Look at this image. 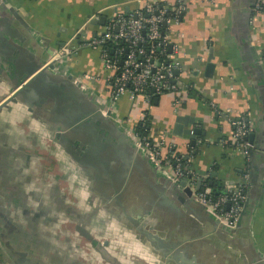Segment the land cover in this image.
Masks as SVG:
<instances>
[{"label": "crops", "instance_id": "crops-1", "mask_svg": "<svg viewBox=\"0 0 264 264\" xmlns=\"http://www.w3.org/2000/svg\"><path fill=\"white\" fill-rule=\"evenodd\" d=\"M158 1L168 7L176 2ZM255 1L189 0L176 21L164 27L172 44L178 48L183 66L181 78L192 85L178 105L174 104L175 96L171 93L160 95L150 103L142 97L124 94L112 108L109 107L99 52L89 47H81L76 54L64 58L69 73L62 77L70 76L71 79L53 78L55 84L49 93L53 94L54 101L44 105L48 111L45 114L47 119L54 118L56 98L64 95L66 113L62 115V121H71L80 113L93 112L95 107H100L103 111L110 110L126 131L148 113V136L152 141L166 138L174 143L179 154L190 152L194 175L202 181L209 179L223 185L240 182L245 165L243 155L232 146L233 128L228 117L247 116L254 133L255 149L249 155L246 184L251 206L241 226L228 232L190 214L182 218L175 216V224L166 229L170 232L157 230L167 253L173 257L165 262L155 248L142 243L132 233L103 221L104 212L99 205L105 199L94 193L89 176L58 147L53 133L51 136L41 130L43 121L40 115L35 116L23 105L15 104L0 113V212L4 215V218L0 215V264H262L264 66L257 62L256 56L260 57L264 49V11L254 10ZM145 2L6 0V12H19L29 25V28L20 26L9 14L12 24L23 34L21 39L13 38L22 57L16 70L21 73L32 71L38 59L52 53L60 43L74 35L77 36L76 42H82L100 32L103 25L90 23V19L125 13V7L134 11L142 8ZM2 14L6 13L0 10ZM208 62L214 64L210 75L205 73ZM8 67L11 70L13 65L8 64ZM3 72H6L5 68ZM76 83L80 84L82 92L74 90ZM9 87L7 79L0 75V101L9 93ZM211 103L215 104L216 111ZM51 106L53 111L49 109ZM179 116L185 119V131L199 129L194 138L173 133L175 119ZM60 122L54 121L56 125H61ZM51 124L49 122L48 126ZM130 137V145L134 146L137 141L132 135ZM133 165V182L139 184L141 190L131 191L127 197L141 202L145 211L153 213L154 208L157 211L162 208L174 214L165 205V200L157 201L162 184L152 165L143 160ZM19 167L24 178L14 180ZM42 176L45 178L43 182ZM14 188H20V191L15 193ZM52 190L56 196L51 211L52 216L57 215V229L51 231L49 241L58 252L45 253L38 247L30 255L9 243L6 225L9 222L19 225L20 214L36 206L34 198H24L26 195H40L41 199L36 200L38 204L49 201ZM56 236L61 238L57 245ZM175 240L181 244L171 246ZM18 241L22 244L26 240L21 236Z\"/></svg>", "mask_w": 264, "mask_h": 264}, {"label": "water", "instance_id": "water-1", "mask_svg": "<svg viewBox=\"0 0 264 264\" xmlns=\"http://www.w3.org/2000/svg\"><path fill=\"white\" fill-rule=\"evenodd\" d=\"M5 3L6 0H0V10L6 13L0 15V55L2 56L0 57V75L7 79L10 90L6 97L0 101V113L12 105L20 104L33 112L35 116L40 115L42 117L41 130L49 135L54 134V140L58 147L87 174L86 176H89L94 193L105 199L104 203L99 205L104 212V222L116 229H124L132 233L142 243L155 248L165 262L171 261L173 257L172 254L167 253L168 249L165 248L157 230L162 231L170 228L172 224H175L173 222L175 216L182 218L190 214L199 219H206L218 230L222 229L228 232L241 226V221L248 215V209L251 206L248 192L243 210L235 226L225 225L193 196V191L200 189L201 180H197L192 189L186 184L185 179L176 181L172 178L168 172L159 168L150 155L141 149L137 143L134 146L130 145L132 140L130 135L120 121L115 119L110 110L103 111L102 108L95 107L93 112L80 113L73 120L64 122L62 115L66 113V100H64V95H60L58 99L56 98L57 102L53 106V108L57 106L54 118L47 119L45 114L48 111L44 105L54 101L53 94L49 93L55 84H53V78L70 80V76L65 79L62 77L63 75L67 77L69 68L65 67L64 58L51 60V53H49L44 58L38 59L32 71L21 73L16 70V66L22 57L19 54L20 48L13 42V38H20L23 34L20 28L12 24L9 14L14 16L20 26L29 28V25L19 12L15 10L6 12ZM128 12L129 7H125V13ZM106 19L107 16L101 15L99 18L90 19V23L104 25ZM63 44L60 43V46ZM44 48L47 50L48 47L45 45ZM171 48L172 45L170 44L168 46L169 52ZM259 59L260 57L256 56L257 62ZM8 64L13 65L11 70ZM3 68L6 69V72H3ZM213 68L214 64L208 62L206 75H210ZM174 73L176 74L178 71H174ZM73 87L74 90L82 92L79 83ZM156 100L157 98L154 99V101ZM61 104L63 105L58 106ZM49 109H52V106ZM52 111L50 112L52 113ZM45 119L49 121H45ZM54 121H61L62 124L56 125L57 123ZM49 122H52L55 127L52 124L48 126ZM185 123L183 117H176L173 133L185 138H194V135L200 132L199 129H193L190 132L189 130L185 131L183 129ZM191 132L193 133L191 134ZM253 139L254 133L251 132L249 141L253 142ZM254 149L255 146L250 150L251 154ZM142 160L147 165H152L156 178L162 184L159 187L157 201L160 203L165 200V205L174 214L162 208L160 211L154 208L153 213L150 210L145 211L141 202H136L127 197L131 191L140 192L141 190L140 185L133 182L134 172L132 169H134L133 164ZM138 165L141 164L138 163ZM252 173L253 171H251ZM209 184L212 185V182L210 181ZM170 229L166 231L170 232ZM178 244H181V241L175 240L171 246L175 247ZM262 264H264V258Z\"/></svg>", "mask_w": 264, "mask_h": 264}, {"label": "built area", "instance_id": "built-area-1", "mask_svg": "<svg viewBox=\"0 0 264 264\" xmlns=\"http://www.w3.org/2000/svg\"><path fill=\"white\" fill-rule=\"evenodd\" d=\"M188 1L176 0L168 7L158 0H146L140 9L128 13L117 12L106 19L100 32L82 42H76V35L70 37L52 51L50 59L61 60L76 54L81 47L97 50L105 71L109 93L107 103L111 108L124 94L133 98L142 97L150 103L153 96L171 93L175 96L174 104L178 105L192 85L181 78L183 66L179 61L177 45L172 44L164 27L176 21L185 11ZM263 3L264 0H256L254 10L262 12ZM170 44L172 48L169 52ZM259 62L264 66V49L260 53ZM211 106L217 110L215 104L211 103ZM148 117V113L141 117L142 124H147ZM228 121L233 128L232 146L245 159L244 171L240 182L223 185L215 196L211 188L194 175L193 156L190 152L179 154L174 143L166 138L154 142L148 135H139L135 125L127 131L158 167L176 181L185 179L186 184L193 189L197 180H201L200 189L194 190L193 196L225 225L233 227L246 200L249 155L254 144L249 141L251 121L247 116L228 117Z\"/></svg>", "mask_w": 264, "mask_h": 264}, {"label": "flooded vegetation", "instance_id": "flooded-vegetation-1", "mask_svg": "<svg viewBox=\"0 0 264 264\" xmlns=\"http://www.w3.org/2000/svg\"><path fill=\"white\" fill-rule=\"evenodd\" d=\"M14 171H16V170H14ZM21 172H22V170L19 167L16 171L17 177H15L14 180H21V178H24L23 174ZM43 181H45V178H43V176H42V182ZM18 190L20 191V188H14L13 192L16 193ZM36 190L37 189L35 187V191ZM8 193H10V192H7V194ZM50 193L51 194H49V201L47 200V201H44V202H41L38 204H37L36 200H38V198L41 199L40 195H37V196L26 195V197H24V198H27V197H29L30 199L34 198L36 206H31V208L26 210L25 213L21 212L22 214H20V215L22 217L19 216L20 219H18L19 225H15V224H12L10 222L7 223V225H6L7 229L9 230V236H8L9 237L8 239H10L9 243H11L16 248L20 247L21 249L29 252L30 255L32 253H35V249H37L38 247H39V249H41L45 253H47V251L58 252L57 247L49 241L50 240L49 236H50L51 231H54V229H57V217H56L57 215L52 216V211H51L52 207L53 206L55 207V204L53 203L52 200H55L56 194L53 190ZM51 201H52V203H50ZM56 205H57V203H56ZM15 207H16V205H15ZM46 213L49 214V216L44 215ZM0 215L2 217L4 216L3 214H1V212H0ZM8 227H10V228H8ZM28 227L30 228V230ZM27 230H29V234L27 233ZM21 236H22V239H24L26 241H24L22 244H20V243L18 244L17 242H20L18 240ZM54 238L56 239V245H57V242H60L61 238H59L57 236ZM7 246L9 248L12 247V246H10V244H7ZM57 260H61V259L57 258Z\"/></svg>", "mask_w": 264, "mask_h": 264}, {"label": "trees", "instance_id": "trees-1", "mask_svg": "<svg viewBox=\"0 0 264 264\" xmlns=\"http://www.w3.org/2000/svg\"><path fill=\"white\" fill-rule=\"evenodd\" d=\"M262 10L264 11V3L262 5ZM155 98L156 97L153 96L151 98V101L150 102H153ZM148 125H149V121H147V124L146 123L145 124L144 123L142 124V121H138L137 123H135V131L139 135H148V130H149ZM202 182L206 183L211 188V193H212L213 196H215L223 188V184L222 183H219V182H212V185H210L209 184L210 183L209 179H205Z\"/></svg>", "mask_w": 264, "mask_h": 264}]
</instances>
